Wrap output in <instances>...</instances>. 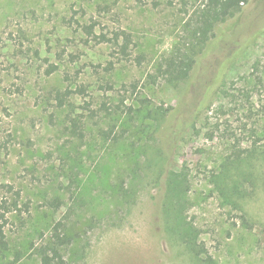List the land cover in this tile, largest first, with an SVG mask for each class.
Masks as SVG:
<instances>
[{"label":"rangeland","instance_id":"obj_1","mask_svg":"<svg viewBox=\"0 0 264 264\" xmlns=\"http://www.w3.org/2000/svg\"><path fill=\"white\" fill-rule=\"evenodd\" d=\"M152 1L0 0V197L20 193L5 261L40 264L31 245L66 217L71 264H264V0L216 27L190 91L146 77L204 0L187 15ZM81 26L129 33L131 56L86 43ZM253 141L263 156L233 170V145Z\"/></svg>","mask_w":264,"mask_h":264},{"label":"trees","instance_id":"obj_2","mask_svg":"<svg viewBox=\"0 0 264 264\" xmlns=\"http://www.w3.org/2000/svg\"><path fill=\"white\" fill-rule=\"evenodd\" d=\"M187 1L188 0H166V4L171 6L176 2H181L182 9L180 11L187 15L189 14ZM250 1L251 0H204L202 5H199L189 14L182 26L183 30L181 33L183 35L178 36V40L173 44L171 50L163 55L155 64L153 72L148 74L146 77L147 82L149 84H155L158 80H163L171 84L186 83L187 88L190 91L192 88L191 84L194 85L193 80L198 74L197 65L199 61L204 58L205 52L209 50V47H211L216 40V27L227 21V19L232 16L235 17L239 14L242 10V6L248 4ZM136 2L143 4L145 0H136ZM152 4L156 5L158 3L156 0H153ZM235 31V34H233L235 38L237 37L239 39L241 37L243 39L245 37V29L242 30L240 27V30L236 29ZM80 32L86 37V43L94 42V45L101 43L111 44L117 47L116 51L122 59H128L131 56L130 50L132 39L130 34L125 31H113L111 35H108L107 33L96 34L92 32L89 27L81 26ZM238 50L240 49L233 50V56ZM137 62L138 64L140 63L138 58ZM109 64L111 66L112 63L109 62ZM205 69L207 68L205 67ZM49 70H47L48 74L56 70V67L52 66V69ZM223 70L224 67L221 66L214 72V75L211 76L207 75L210 73V70L208 69V73L206 74L205 72L204 76L205 78L210 79L213 77V81L206 80L204 84H200V86L198 85L197 87L195 86L197 93L201 95L202 93L207 92L208 89L210 90L211 87L209 83H217ZM69 93L70 91H66L67 95H69ZM55 100L57 101L58 107H62L64 105V99L60 98L59 95L56 96ZM204 102L205 99L199 102L197 107H193L189 113L190 118L198 116ZM175 114L176 110L171 114V116H174ZM180 124L181 121H178V125L175 127H179ZM189 124L192 123L187 122L185 125L188 126ZM253 135H256V132H254ZM254 142L255 141L252 143L253 147H251V149H238L236 145H233V170L236 171L240 169L241 163H244L245 160H249L252 157L256 158L258 154H262V152H259V150L256 149V143ZM244 153L245 155H242ZM249 164L250 161L247 165ZM251 174V172H247L241 177V180L233 176V197L234 195L235 197H242L240 191L243 190H241L240 185L244 181H249V176H251ZM11 190V187H7L4 191L9 195L0 197V264H15L21 257V253L19 251H15L14 260L5 261L6 253L10 250L8 240L4 233V225L7 222L6 215L10 212L19 210L18 205L20 193L18 191ZM48 203V206L53 204L55 208L59 207L60 204L58 200H52ZM64 218L58 220L52 226L49 236L43 239L39 245H31L35 254L39 258L40 264H71L64 258L62 252L71 244L74 238L66 232V222L64 221ZM240 219L248 228L251 226L249 225V221L246 219L244 213L240 214ZM191 251H193V254L196 257L200 256L199 252H196L193 247ZM209 258L210 257H206L203 261L206 262Z\"/></svg>","mask_w":264,"mask_h":264}]
</instances>
